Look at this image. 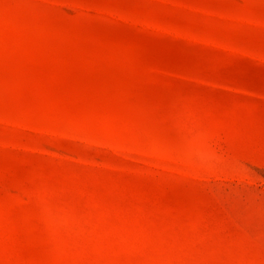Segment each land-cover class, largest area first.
<instances>
[{"label": "rangeland", "instance_id": "obj_1", "mask_svg": "<svg viewBox=\"0 0 264 264\" xmlns=\"http://www.w3.org/2000/svg\"><path fill=\"white\" fill-rule=\"evenodd\" d=\"M0 264H264V0H0Z\"/></svg>", "mask_w": 264, "mask_h": 264}]
</instances>
